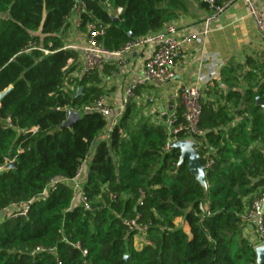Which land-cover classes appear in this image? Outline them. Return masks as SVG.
<instances>
[{"label":"trees","instance_id":"trees-1","mask_svg":"<svg viewBox=\"0 0 264 264\" xmlns=\"http://www.w3.org/2000/svg\"><path fill=\"white\" fill-rule=\"evenodd\" d=\"M104 1L0 0V92L11 87L0 102V210L32 201L26 217H0V264H264L242 234L246 210L264 192V81L253 76L243 93L229 83L222 104L201 100L198 153L214 160L206 188L178 164V150L166 151L161 118L135 98L97 142L108 119L82 108L104 95L101 79L97 71L68 77L77 54L64 48L62 31L72 9L84 4L79 28L95 22L108 51L186 11L182 0H108L121 8L113 22ZM69 108L80 119L60 130ZM8 160L14 165L4 169ZM84 164L88 209L69 182Z\"/></svg>","mask_w":264,"mask_h":264},{"label":"crops","instance_id":"crops-1","mask_svg":"<svg viewBox=\"0 0 264 264\" xmlns=\"http://www.w3.org/2000/svg\"><path fill=\"white\" fill-rule=\"evenodd\" d=\"M182 1L186 4V11L179 12L178 17L170 22L176 26L177 38L189 39L183 41L175 58V78L161 85L142 84L135 95L137 105H141L144 112L151 114L153 120L159 118L158 112L161 109L169 110L176 102L174 92L178 85L195 84L196 73L204 62L205 56L216 54L223 61L224 66L218 71L212 83L203 89V101L209 99L215 102V105L225 102L226 93L230 88L229 83L234 82L232 89L243 93L246 88L254 84L253 76L259 78L260 82L264 81V56L261 53V42L242 0L228 4L215 17H211L210 8L202 2ZM261 1L255 0L257 4ZM72 15L68 18L67 27L62 31V42L64 48L76 51V67L68 77L78 79L83 68L80 48L85 43L86 33L78 26V14ZM160 32L162 30L149 35ZM152 50V46L148 44L136 46L124 61L120 62L112 55L104 57V62L97 73L101 79L106 103L114 110V113L97 142L106 139L109 127L113 122L118 121L119 118L116 120V115L120 112L125 89L137 85L142 73L143 61ZM71 61L70 59L68 63L70 64ZM213 82H217V93H213L215 90L212 87ZM67 86L73 88L72 85ZM207 92L209 94H206ZM85 172L84 164L82 177ZM179 220L180 218L175 219V223ZM184 229L185 231L188 229L185 223ZM242 234L252 242L256 241L253 224L246 223L242 228Z\"/></svg>","mask_w":264,"mask_h":264},{"label":"built area","instance_id":"built-area-1","mask_svg":"<svg viewBox=\"0 0 264 264\" xmlns=\"http://www.w3.org/2000/svg\"><path fill=\"white\" fill-rule=\"evenodd\" d=\"M199 1L207 5L211 10V17H215L221 13L224 8L236 1V0H221L218 4L216 0H194ZM253 24L256 28L257 35L261 42V53L264 56V0L259 4L255 0H242ZM103 6L112 11V15L118 17L121 13V8L112 10L108 0L103 2ZM84 10V4L80 3L78 6L72 9L73 13L79 14ZM85 43L80 48L81 55L83 57L82 73H89L97 71L104 62V57L112 55L118 59V61H124L125 57L132 52L136 46H142L148 44L152 46V52L143 61L142 73L137 85L142 84H165L175 78L174 62L178 54V51L184 40L189 38L184 37L179 39L175 36L176 26L173 22H168L163 28L162 32L155 35H148L146 37L126 42L123 46L116 50L108 51L100 47L96 41L97 35L103 33L102 28L96 25L95 22H89L86 26ZM224 66L223 61L216 55L211 54L205 56L204 62L200 66L195 76V84L178 85L174 95L176 102L171 108L161 109L159 118H161L162 125L166 128L168 134V143L173 140H189L195 144V149L202 146L203 131L198 128V122L201 114V100L203 89L209 86L216 78L218 71ZM134 87H127L125 89V97L120 106V112L116 115V120L121 116L126 104L135 98ZM180 107L181 112L178 113L177 109ZM70 110H75L69 108ZM68 109V110H69ZM83 112H97L108 120L113 115L114 110L107 105L105 96H99L92 103L83 106ZM116 123V122H115ZM114 122L109 127L108 132L111 130ZM181 136V137H180ZM167 143V145H168ZM167 148V146H166ZM201 156V155H200ZM202 158V166L205 173L210 170L214 164V160L208 151H205ZM11 160L6 161L8 164ZM82 170L79 169L77 175L69 180L74 192H77L79 202L85 207L89 208L86 198L81 192L82 182ZM264 177V171H263ZM57 181V180H56ZM58 181H64L60 179ZM55 183V180L51 182V185ZM47 198V191L41 193L39 200H45ZM32 201L27 203L12 204L8 208L0 210L1 216H8L10 218L26 217L29 211V205ZM263 212H264V192L256 195L251 201L249 208L246 210L243 218L247 223H251L255 229L256 241L255 249L264 247V225H263ZM133 224V222H131ZM85 253V252H84Z\"/></svg>","mask_w":264,"mask_h":264},{"label":"water","instance_id":"water-1","mask_svg":"<svg viewBox=\"0 0 264 264\" xmlns=\"http://www.w3.org/2000/svg\"><path fill=\"white\" fill-rule=\"evenodd\" d=\"M77 1V0H76ZM111 19L113 22L118 21V17L111 15ZM129 37H132V34L128 33ZM11 90V87H8L3 92H0V102L3 99V97ZM82 93V88L78 87L73 94V98L78 97ZM256 103L260 104V98L256 97ZM80 119V114L76 110H68L67 116L64 122L60 125L58 129H71L74 125V123ZM178 150L179 152V160L178 164H181L183 162H186L187 169L191 175L194 176L195 180L202 186L203 188L207 187L206 183V176L205 171L202 166V158L199 155L198 151L195 149V144L189 140H173L168 143L166 151L170 150ZM14 163L13 161L9 162L4 166V169H8L13 167ZM256 254H257V262L262 263L264 262V247L256 248ZM124 260L127 262L128 257L125 256Z\"/></svg>","mask_w":264,"mask_h":264},{"label":"rangeland","instance_id":"rangeland-1","mask_svg":"<svg viewBox=\"0 0 264 264\" xmlns=\"http://www.w3.org/2000/svg\"><path fill=\"white\" fill-rule=\"evenodd\" d=\"M72 17H73V15H72ZM72 17H71V18H72ZM71 18H70V19H71ZM0 217H2L1 214H0ZM181 222H182V221H181V219H180L177 223H178V224H181ZM140 243H141V242H140V238H138L137 236H135L134 239H133V244H134V246L139 247V244H140Z\"/></svg>","mask_w":264,"mask_h":264}]
</instances>
